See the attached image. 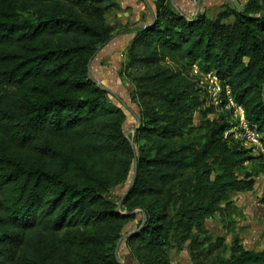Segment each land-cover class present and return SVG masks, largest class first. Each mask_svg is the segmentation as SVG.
I'll return each mask as SVG.
<instances>
[{"label": "trees", "instance_id": "trees-1", "mask_svg": "<svg viewBox=\"0 0 264 264\" xmlns=\"http://www.w3.org/2000/svg\"><path fill=\"white\" fill-rule=\"evenodd\" d=\"M261 3L189 19L154 1V20L126 47L140 119L130 140L124 111L104 103L106 91L89 78L119 4L0 0V264H122L114 249L136 215L123 211L135 208L145 221L126 241L139 264H169L159 255L171 244L198 248L229 194L253 187L250 148L223 136L227 89L264 145ZM194 66L217 76L220 103ZM133 167L128 191L110 199ZM210 264H264V248L235 242Z\"/></svg>", "mask_w": 264, "mask_h": 264}, {"label": "rangeland", "instance_id": "rangeland-1", "mask_svg": "<svg viewBox=\"0 0 264 264\" xmlns=\"http://www.w3.org/2000/svg\"><path fill=\"white\" fill-rule=\"evenodd\" d=\"M154 1L136 0L141 8L145 10L141 12L140 19L148 20L145 2L155 7ZM260 1L264 2V0ZM113 2L116 4L119 0H113ZM176 2L170 0L169 3L172 7L178 9ZM247 2L248 0H201L198 4H194L192 13L195 15L204 14L209 18H214L228 4H233L238 10H243ZM115 11L116 8L110 9L106 17L107 22L112 27L111 32L113 35H116L119 30L129 24V21L123 24L121 18L118 19L116 16ZM127 19L129 20V18ZM125 54V42H121L117 46L111 45L110 49L105 48L96 52L89 66V78L106 91L104 103L109 107H119L124 111V133L131 140L135 128L140 124V119L139 105L131 99L134 86L125 68ZM250 155L252 158L245 162V173L253 180L252 189L249 191H235L229 194L228 202L221 204V211L207 219L206 231L200 237L204 239L198 244V248H191L188 244L183 247L175 244L166 246L165 251L159 255V260L162 263L210 264L214 260L229 257L231 246L235 242L250 250L264 248V203L261 201L264 198V157L253 152L252 149H250ZM133 170H131L128 180L110 193V199L116 200V197L121 198L124 196L129 188ZM119 207L120 202L118 203V210ZM123 212L135 213L136 215L123 228L114 250L117 259L122 264H139L128 248L126 238L130 235V232L143 225L145 213L141 208H135L130 212L124 210Z\"/></svg>", "mask_w": 264, "mask_h": 264}, {"label": "built area", "instance_id": "built-area-1", "mask_svg": "<svg viewBox=\"0 0 264 264\" xmlns=\"http://www.w3.org/2000/svg\"><path fill=\"white\" fill-rule=\"evenodd\" d=\"M198 4L201 0H190ZM194 76L200 78V84L206 89L210 101L216 105L221 102V87L217 76L213 72L203 73L197 66L191 70ZM226 103L224 108L230 112V124L225 129L223 136L232 137L239 140L244 146L252 149L253 152L259 153L264 157L263 136L257 127L248 122L244 115L242 106L237 103L230 95L229 90L225 91Z\"/></svg>", "mask_w": 264, "mask_h": 264}, {"label": "crops", "instance_id": "crops-1", "mask_svg": "<svg viewBox=\"0 0 264 264\" xmlns=\"http://www.w3.org/2000/svg\"><path fill=\"white\" fill-rule=\"evenodd\" d=\"M168 1L170 2V0ZM175 1H177L176 3L178 4H176L178 6V9L176 10L179 11L181 14L185 15L186 18L190 19L192 16H195V14L192 13L194 10V3H192L190 0ZM118 4L119 8H117L115 11L116 16L118 17V19L121 18V22H123V24H125L126 21H129V24L119 30L116 35H113L111 40L101 49H110L111 45L117 46L120 45L121 42H125L126 48L137 29L139 27H143L142 25L149 23L151 13L154 12V6L145 2L146 9L148 11V20L140 19L141 12H144L145 10L144 8H141V6L136 2V0H119ZM127 18H129V20Z\"/></svg>", "mask_w": 264, "mask_h": 264}, {"label": "water", "instance_id": "water-1", "mask_svg": "<svg viewBox=\"0 0 264 264\" xmlns=\"http://www.w3.org/2000/svg\"><path fill=\"white\" fill-rule=\"evenodd\" d=\"M151 18L154 20V15H153V12L151 13ZM143 27H147V24H144V25H142ZM96 54V53H95ZM94 54V55H95ZM95 84H97V83H95ZM138 127V126H137ZM136 127V128H137ZM135 128V129H136ZM135 173H136V169L134 168V170H133V179L131 180V182H130V185H129V187L132 185V183H133V181H134V176H135ZM129 189V188H128ZM128 189L126 190V191H128ZM131 233L132 232H130L129 234L131 235ZM115 254H116V251H115Z\"/></svg>", "mask_w": 264, "mask_h": 264}]
</instances>
